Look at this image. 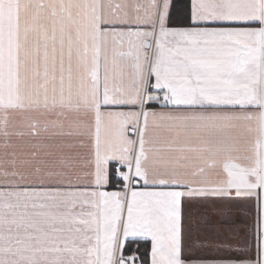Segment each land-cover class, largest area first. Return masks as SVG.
<instances>
[{
    "label": "snow or ice",
    "instance_id": "obj_1",
    "mask_svg": "<svg viewBox=\"0 0 264 264\" xmlns=\"http://www.w3.org/2000/svg\"><path fill=\"white\" fill-rule=\"evenodd\" d=\"M0 264H264V0H0Z\"/></svg>",
    "mask_w": 264,
    "mask_h": 264
},
{
    "label": "crops",
    "instance_id": "obj_2",
    "mask_svg": "<svg viewBox=\"0 0 264 264\" xmlns=\"http://www.w3.org/2000/svg\"><path fill=\"white\" fill-rule=\"evenodd\" d=\"M208 203L209 202H205L203 204L202 201H199V202L193 201V202H191V204H190V211L192 212V218H193L194 221L197 220V219H199V216L197 215L198 212L199 213H203L205 211L208 212L210 210V214H211V212H212L211 210L212 209H208V208H210V206H207ZM211 208H212V205H211ZM234 212H236V211L234 210Z\"/></svg>",
    "mask_w": 264,
    "mask_h": 264
},
{
    "label": "rangeland",
    "instance_id": "obj_3",
    "mask_svg": "<svg viewBox=\"0 0 264 264\" xmlns=\"http://www.w3.org/2000/svg\"><path fill=\"white\" fill-rule=\"evenodd\" d=\"M196 202H199V201H196ZM203 202V204L205 203L204 201H202ZM207 206H210V208H208V209H212L211 208V205L208 203V205ZM236 212H237V214H238V209H236V208H233ZM233 210V211H234ZM212 211V210H211ZM208 213H210V210L208 211ZM214 219H216L217 217H213ZM250 222V221H249Z\"/></svg>",
    "mask_w": 264,
    "mask_h": 264
},
{
    "label": "trees",
    "instance_id": "obj_4",
    "mask_svg": "<svg viewBox=\"0 0 264 264\" xmlns=\"http://www.w3.org/2000/svg\"><path fill=\"white\" fill-rule=\"evenodd\" d=\"M133 248H135V245H133Z\"/></svg>",
    "mask_w": 264,
    "mask_h": 264
}]
</instances>
